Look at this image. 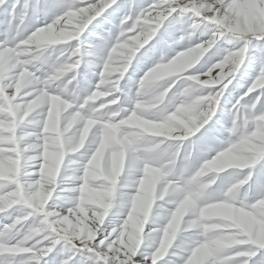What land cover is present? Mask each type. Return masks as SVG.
<instances>
[{
    "label": "clouds",
    "instance_id": "obj_1",
    "mask_svg": "<svg viewBox=\"0 0 264 264\" xmlns=\"http://www.w3.org/2000/svg\"><path fill=\"white\" fill-rule=\"evenodd\" d=\"M0 264H264V0H0Z\"/></svg>",
    "mask_w": 264,
    "mask_h": 264
}]
</instances>
